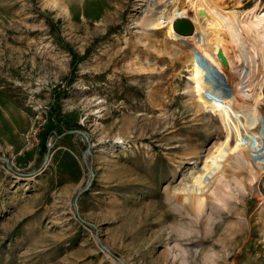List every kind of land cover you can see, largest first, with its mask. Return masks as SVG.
<instances>
[{
	"label": "rangeland",
	"instance_id": "obj_1",
	"mask_svg": "<svg viewBox=\"0 0 264 264\" xmlns=\"http://www.w3.org/2000/svg\"><path fill=\"white\" fill-rule=\"evenodd\" d=\"M193 1L0 0V264H264V0L215 9L226 98L136 24Z\"/></svg>",
	"mask_w": 264,
	"mask_h": 264
},
{
	"label": "bare ground",
	"instance_id": "obj_2",
	"mask_svg": "<svg viewBox=\"0 0 264 264\" xmlns=\"http://www.w3.org/2000/svg\"><path fill=\"white\" fill-rule=\"evenodd\" d=\"M187 1L188 0H186V3H188ZM210 1H216L217 4L214 6ZM226 1L229 0H209L208 2L210 7L208 9L204 8L205 10L194 8V5L192 4H186V6L183 7H175L171 16L167 19H164L163 14H153L151 12V9L154 8L152 7L154 3H146L145 8L142 10L143 16H140L142 18L136 22V24L144 28L145 31L159 30L167 26V33L171 35L172 39H180L175 29V22L179 19H189L195 27L192 37H196L198 41L196 45H191V51L196 55L201 54L204 56L208 55L210 50L216 53L220 51L226 52L230 60V65L228 68L232 70L231 72L233 74H235L237 71L238 48L236 42L234 43V35L232 33L233 31L231 32L230 28L226 24V20L218 14L217 10H215L216 7L223 8L222 6L226 3ZM262 16H264V14L259 15L258 17L261 18ZM208 25H210L209 28ZM257 26L259 27V25ZM259 30L264 32L263 23L260 25ZM188 63H193V61L188 59L186 64ZM230 93H217V95L220 97L225 96L226 98V96L231 95ZM226 187H229L228 183Z\"/></svg>",
	"mask_w": 264,
	"mask_h": 264
},
{
	"label": "water",
	"instance_id": "obj_3",
	"mask_svg": "<svg viewBox=\"0 0 264 264\" xmlns=\"http://www.w3.org/2000/svg\"><path fill=\"white\" fill-rule=\"evenodd\" d=\"M175 29L179 36L190 38L193 36L195 27L189 19H179L175 22ZM182 43L189 45V43L185 41H182ZM198 57L200 63L210 72V79L213 82H216L219 88H224V92L226 94H229V86L227 85V81H225L224 76L219 71H214L209 63L200 54L198 55ZM208 96L210 98H218V95H216V93L212 91L208 93Z\"/></svg>",
	"mask_w": 264,
	"mask_h": 264
},
{
	"label": "trees",
	"instance_id": "obj_4",
	"mask_svg": "<svg viewBox=\"0 0 264 264\" xmlns=\"http://www.w3.org/2000/svg\"><path fill=\"white\" fill-rule=\"evenodd\" d=\"M60 120H62V119H58V123L55 125L56 127L58 126H60V123H61V121ZM47 128V127H46ZM49 133H51V131L49 130ZM42 136H44V146H46V141H47V138H48V136H49V134L48 135H46L45 136V134H46V132H45V129H43L42 130Z\"/></svg>",
	"mask_w": 264,
	"mask_h": 264
},
{
	"label": "crops",
	"instance_id": "obj_5",
	"mask_svg": "<svg viewBox=\"0 0 264 264\" xmlns=\"http://www.w3.org/2000/svg\"><path fill=\"white\" fill-rule=\"evenodd\" d=\"M262 223H263V225H264V221H261Z\"/></svg>",
	"mask_w": 264,
	"mask_h": 264
}]
</instances>
